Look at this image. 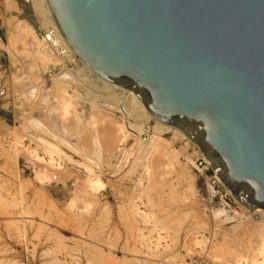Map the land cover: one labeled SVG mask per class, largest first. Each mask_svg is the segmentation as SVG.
Returning a JSON list of instances; mask_svg holds the SVG:
<instances>
[{
  "label": "rangeland",
  "instance_id": "374dc122",
  "mask_svg": "<svg viewBox=\"0 0 264 264\" xmlns=\"http://www.w3.org/2000/svg\"><path fill=\"white\" fill-rule=\"evenodd\" d=\"M44 13L32 0H0V39L7 47L0 48V264H252L255 256L264 260L255 250L262 237L254 232L252 212L222 181L214 183L217 176L200 148L188 143L180 130L155 121L136 104L122 113L110 99L92 98L88 91L93 89L108 98L112 91L79 61L41 60L14 52L9 43L21 27L33 29L36 39L45 41L41 52L53 51L45 40L49 26L40 19ZM27 68L37 71L32 72L37 79L20 91L16 79L23 78ZM66 72H73L76 81L61 89L57 79ZM28 89L35 94L28 96ZM65 95L73 103V118L64 116ZM96 112L103 129L108 115L115 123L143 128L144 137L156 136L175 159H166L160 151L158 157L155 152L148 155L142 142L129 135L123 143L116 137L118 145L107 164L92 146L95 136L89 126ZM80 122L84 129L78 133ZM45 144L57 145L61 158ZM96 178L104 184L99 190L90 186ZM218 191L228 195L227 203Z\"/></svg>",
  "mask_w": 264,
  "mask_h": 264
},
{
  "label": "water",
  "instance_id": "95a60500",
  "mask_svg": "<svg viewBox=\"0 0 264 264\" xmlns=\"http://www.w3.org/2000/svg\"><path fill=\"white\" fill-rule=\"evenodd\" d=\"M81 62L184 133L264 210V0H46Z\"/></svg>",
  "mask_w": 264,
  "mask_h": 264
},
{
  "label": "bare ground",
  "instance_id": "6f19581e",
  "mask_svg": "<svg viewBox=\"0 0 264 264\" xmlns=\"http://www.w3.org/2000/svg\"><path fill=\"white\" fill-rule=\"evenodd\" d=\"M32 2L36 5V6H38V5H42V7H43V9H44V11H45V13H44V15H41L40 14V19L42 20V22L43 23H45V24H47V27H48V32L46 33L47 34V36H46V38H45V40L46 41H48V40H50L51 41V44H52V47H50L51 49H53V53L50 51V50H48V51H46L45 50V53L44 52H41L42 50H44V43L43 42H45V41H41V42H39L36 38L37 37H35V33H34V30L33 29H31V28H28V27H26L25 29H23L22 27L21 28H19V30H21V32H19V36H17V37H15V38H13V39H11V43H9L10 44V47H12L13 49H14V52L16 51V52H20V55H21V53L22 54H24L25 56H28V54H30V55H34V56H37L39 59H48L49 61H50V59H51V61H52V59L53 60H55V61H62V59H72V60H76V61H79L80 63H81V65H82V67L84 68V70H86V71H88L90 74H92L93 76H95L100 82H102L103 84H105L109 89H110V91H112V93H111V96H110V98H108L107 96H104L103 97V95L101 96H98L96 93L97 92H99L98 90L96 91V90H92L91 92L90 91H88V90H86V91H88V94L89 95H91V97L92 98H94L95 97V100L96 99H99V98H101V99H105V101L107 100V99H110V101L111 102H113L114 104H115V106L118 108V110H120L122 113H125L126 111H130V109L129 108H131L130 106H132L133 104H136L138 107H140L144 112H146L151 118H153L155 121H157L149 112H148V110H147V108L142 104V102L139 100V98L137 97V95L133 92V91H131V90H127V89H125V88H122V87H120V86H118V85H114V84H110V83H107V82H105L104 80H102V79H100L99 77H97L93 72H91L82 62H81V60L76 56V54L74 53V51L72 50V48L70 47V45L68 44V42L66 41V39L64 38V36L62 35V33H61V31H60V29H59V27H58V25L56 24V22H55V20H54V18H53V16H52V13H51V11H50V9H49V7H48V5H47V2H46V0H32ZM8 3H10L9 4V7L10 8H14L15 7V5L14 4H12L13 3V1H12V3H11V1H9ZM43 3V4H42ZM15 9V8H14ZM39 20V19H38ZM46 20V21H45ZM18 24H19V22H18ZM18 26V25H17ZM20 26V25H19ZM17 28V29H18ZM28 28V29H27ZM18 31V30H17ZM11 34V33H10ZM18 34V33H17ZM8 44V43H7ZM0 48L1 49H4V48H7V47H5V45H3V43H1V39H0ZM43 48V49H42ZM9 50V49H8ZM55 52V53H54ZM12 53V52H11ZM47 53V54H46ZM48 55V56H47ZM47 56V57H46ZM27 58V57H26ZM29 59V58H28ZM44 62V61H43ZM42 62V63H43ZM46 62H48V61H46ZM45 62V63H46ZM57 63H60V62H56V64ZM63 63V62H62ZM64 66V65H63ZM27 70L28 71H25V74L24 75H22L23 76V78H20V76H19V78H18V76H17V78L18 79H16V83L18 84V86H20V91H22L21 89H22V87H24V90H25V88H28L29 86H32L33 85V83H34V81L37 79V73H35L34 75H33V73L32 72H37L36 70H32L31 68H27ZM38 70V69H37ZM11 73V72H10ZM3 72H0V76H2V77H4L3 75ZM62 77H60L59 79H57V84H59V85H57V86H62L61 87V89H64V87H68V86H65V83L67 84L68 83V85H70L69 83L71 82V81H76V76L73 74V72H66V73H64L63 75H61ZM54 79V78H53ZM3 81V80H2ZM1 81V82H2ZM14 81V80H13ZM36 82V81H35ZM80 82V81H79ZM15 83V82H14ZM60 83L62 84V85H60ZM35 84V83H34ZM37 84V83H36ZM55 85V86H56ZM72 85V84H71ZM83 90H85V88H84V83H83V85H80V84H78ZM15 87V86H14ZM107 87H106V89H107ZM70 88V87H69ZM55 89V88H54ZM58 89H59V87H58ZM89 90H91L90 88H88ZM12 90V89H11ZM19 90V89H18ZM17 90V91H18ZM23 90V91H24ZM19 91V92H20ZM32 91H34L33 89H32ZM109 91V90H108ZM18 92V93H19ZM27 92L29 93V89L27 90ZM26 92V93H27ZM60 93V91H57V93ZM62 92V91H61ZM66 92V91H65ZM65 92H64V94H65ZM70 92V91H69ZM73 92V91H72ZM22 93V92H21ZM20 93V94H21ZM27 93V94H28ZM100 93V92H99ZM108 93V92H107ZM32 94H35V92H31V94L29 93V95L28 96H30V95H32ZM62 94V93H61ZM66 94H67V92H66ZM75 94V93H74ZM55 95V94H54ZM68 95V94H67ZM67 95H65L66 97H65V99L63 100L64 102V104H65V109H66V113L64 114V116L66 115L67 116V114H70L69 116L71 117V118H73L74 116L72 115V109H71V107H72V102L70 101V98L68 99V97H67ZM105 95H106V93H105ZM58 96V95H57ZM64 96V95H63ZM59 97V96H58ZM70 97V96H69ZM75 97V96H74ZM97 97V98H96ZM34 98V97H33ZM63 98V97H62ZM13 99V98H12ZM60 98H58V100H59ZM73 99V98H72ZM71 99V100H72ZM36 100H38V99H36ZM57 100V101H58ZM100 100V99H99ZM33 102V101H32ZM107 102H108V100H107ZM60 104V103H59ZM58 104V105H59ZM94 104V103H93ZM92 104V105H93ZM135 105V106H136ZM75 106V105H74ZM133 108V107H132ZM138 110V109H137ZM74 111V110H73ZM62 112V111H61ZM65 112V111H64ZM63 112V113H64ZM143 112V113H144ZM46 113H48V112H46ZM130 112H128L127 114H129ZM49 114V113H48ZM74 114V113H73ZM99 114V113H98ZM97 114V112L95 113V114H93V115H98ZM126 114V115H127ZM32 115V114H31ZM47 115V114H46ZM78 115V114H77ZM107 115V114H106ZM50 116V115H49ZM69 116H68V118H69ZM79 116H81V114L79 115ZM102 116H104V115H102ZM128 116V115H127ZM62 117V116H61ZM82 117V116H81ZM96 117V116H95ZM95 117H93V119H92V122H91V124H90V130L93 132V136H95V137H93V140H92V146L93 147H95V151L97 152V153H99V155H100V157H102V158H104V159H106L107 160V164H109V161H110V158H111V153H113V151L117 148L116 147V144L118 143V141L117 140H119V143L121 142V143H123L125 140L124 139H126L129 135H134V136H136V138H137V140H140L139 142L141 143L142 142V144L145 146V151L144 152H146L148 155H150L151 153H154L155 152V154H156V156L158 157V155H157V153L156 152H161L162 154H163V156H165V158L166 159H170V160H172V159H175V157H176V154L174 153V152H169V151H167L166 149H165V147L162 145L161 146V144L159 143V140H158V138L156 137V136H153V137H149V138H146V137H144L145 135H144V133L145 132H143L142 131V129L143 128H141V129H136V128H134L133 126H130V125H128V123L126 124L125 122H122L123 124H121L120 122L119 123H115L114 122V120H116L115 118H111L109 115L107 116V118L109 119V120H106L105 122H106V124H107V127H106V125H105V129H103V126H102V121L103 120H98V117H99V115L97 116V119L95 118ZM68 118H67V121H68ZM102 118H106V117H101V119ZM138 118V117H137ZM111 119V120H110ZM113 119V120H112ZM33 120V119H32ZM73 120V119H72ZM75 120V119H74ZM139 121L140 120H142V119H138ZM122 121H124L123 119H122ZM143 121V120H142ZM141 121V122H142ZM25 122V121H24ZM66 122V121H65ZM69 122H71V119H70V121ZM69 122H66V123H68L69 124ZM73 122H76V121H72V124L70 125V126H72L74 123ZM126 122H128L127 120H126ZM157 122H159V121H157ZM37 123V122H36ZM40 123H42V122H39V124ZM125 123V124H124ZM139 123V122H138ZM145 123V122H144ZM159 123H161V122H159ZM113 124H114V126L115 127H113ZM162 125H164V126H166V127H171V128H173V130L175 131L176 130V132H180L179 130H177L176 128H174V127H172V126H170V125H166V124H163V123H161ZM30 125V124H29ZM45 125V124H44ZM44 125H43V127H44ZM67 125V124H66ZM75 125V124H74ZM74 125L72 126V127H74ZM77 125V128H79V130H78V133L79 132H82V129H84V127H83V124H82V122H80V124H76ZM139 125V124H138ZM137 125V126H138ZM38 126V125H37ZM140 126V125H139ZM138 126V127H139ZM142 126H143V124H142ZM3 127V126H2ZM34 127V126H33ZM45 127H47V126H45ZM69 127V126H68ZM67 127V128H68ZM23 128V127H22ZM58 128V127H57ZM63 128H66V127H63ZM1 129V128H0ZM33 129V128H32ZM37 129V128H36ZM39 129V128H38ZM59 129V128H58ZM68 129H70V127L68 128ZM114 129H115V131H114ZM2 130V129H1ZM10 130V129H9ZM48 129H44V130H42V131H47ZM53 129H51V131H52ZM60 130V129H59ZM114 131V133L115 134H113L112 132ZM49 131V135H50V130H48ZM69 131H71V130H69ZM69 131H67L68 133H69ZM44 132V133H45ZM15 133V132H14ZM19 133H20V131H19ZM53 133V132H52ZM181 133V136L183 137V138H185L187 141H188V143H191L192 141L184 134V133H182V132H180ZM45 134H47V133H45ZM55 134V133H54ZM21 135V134H20ZM25 135V134H24ZM48 135V134H47ZM57 135V134H56ZM61 135V134H60ZM68 135V134H67ZM51 136V135H50ZM71 136H72V134H71ZM70 136V137H71ZM147 136V135H146ZM27 137V136H26ZM34 137V136H33ZM61 137V136H60ZM76 137V136H75ZM116 137L118 138L117 140H116ZM55 138V137H54ZM53 138V139H54ZM59 138V137H58ZM73 138V137H72ZM78 138V137H77ZM142 138H144V141H142L143 139ZM35 139V138H34ZM124 141H123V140ZM160 139V138H159ZM57 140V139H56ZM77 140V139H76ZM127 140V139H126ZM129 140V139H128ZM137 140H135L134 139V141H137ZM38 141V140H37ZM58 141V140H57ZM65 141V140H64ZM123 141V142H122ZM165 141V140H164ZM36 142V141H35ZM47 142V141H46ZM56 142V141H55ZM59 142V141H58ZM117 142V143H116ZM162 142V141H161ZM8 143V142H7ZM39 143V142H38ZM61 143H65V142H63V141H61ZM67 143V142H66ZM70 143V142H69ZM138 143V142H137ZM58 144V143H57ZM59 144H60V142H59ZM77 144V143H76ZM165 144V143H164ZM64 145V144H63ZM67 145H68V143H67ZM70 145H71V143H70ZM118 145V144H117ZM140 144H138V146H139ZM169 145V144H168ZM37 146H38V144H37ZM46 146V147H45ZM73 146V145H72ZM77 146V145H76ZM137 146V147H138ZM142 146V145H141ZM44 147L46 148V150L48 151V152H51V153H55V155L57 156L58 154L57 153H59L60 154V149H58V146L56 145V146H54V145H52V144H45L44 145ZM116 147V148H115ZM69 148V147H68ZM73 147H71V149H72ZM87 148V147H86ZM86 148H82V149H86ZM91 147H89L88 149H90ZM140 148V147H139ZM26 149V148H25ZM74 149V148H73ZM114 149V150H113ZM141 149V148H140ZM143 149V148H142ZM75 150V149H74ZM73 150V151H74ZM87 150V149H86ZM17 151V150H16ZM77 151V150H76ZM126 151V150H125ZM139 151H141V150H139ZM22 152V151H21ZM21 152H19V153H21ZM78 152H79V150H78ZM82 152V151H81ZM80 152V153H81ZM127 152V151H126ZM63 153V152H62ZM62 153H61V156H62ZM123 153H125V152H123ZM133 153V152H132ZM132 153H131V155H132ZM143 153V152H142ZM126 154V153H125ZM134 154V153H133ZM146 154V155H147ZM201 154H202V152H201ZM51 155V154H50ZM64 155V154H63ZM140 155V154H139ZM138 155V156H139ZM142 155V154H141ZM140 155V156H141ZM143 155H145V154H143ZM17 156V155H16ZM59 156V158H61L60 157V155H58ZM118 156V155H117ZM129 156V155H128ZM155 156V157H156ZM203 156V155H202ZM99 157V158H100ZM137 157V156H136ZM142 157V156H141ZM143 157H145V156H143ZM156 157V158H157ZM178 157V156H177ZM66 158H67V155H66ZM70 158V157H69ZM102 158H100V159H102ZM127 158V157H126ZM104 159H102V160H104ZM128 159V158H127ZM142 160H145V159H143V158H141ZM147 162L149 161V165H150V158H149V156H147ZM155 159V158H154ZM69 160V159H68ZM140 160V159H139ZM142 160H140V161H142ZM162 160V159H161ZM92 161V160H91ZM94 161V160H93ZM122 161V160H121ZM154 161V160H153ZM179 161V160H178ZM52 162V161H51ZM90 162V161H89ZM133 162V161H132ZM131 162V163H132ZM155 162V161H154ZM154 162H153V164H154ZM157 162V161H156ZM156 162H155V164H154V166L156 165ZM102 163V162H101ZM135 163L137 164V162L135 161ZM135 163H134V165H135ZM139 163H141V162H139ZM161 164V162L159 161L157 164ZM175 163V162H174ZM173 163V164H174ZM208 163V162H207ZM41 164V163H40ZM44 164V163H43ZM93 164V163H92ZM120 164V163H119ZM142 164V163H141ZM153 164H152V167H153ZM209 164V163H208ZM96 165H97V162H96ZM139 165V164H138ZM137 165V166H138ZM92 166V165H91ZM117 166V165H116ZM141 166V165H140ZM173 166V165H172ZM210 166V165H209ZM135 167H136V165H135ZM143 167V166H142ZM160 167V166H159ZM117 168V167H116ZM131 168V167H130ZM129 168V169H130ZM138 168V167H137ZM88 169V168H87ZM146 169V168H145ZM89 170H91V169H89ZM93 170V169H92ZM92 170L90 171L91 173H93L92 172ZM135 170V169H134ZM147 170V169H146ZM117 171H118V169H117ZM119 172V171H118ZM45 173H46V171H45ZM43 174V173H42ZM51 174V173H50ZM84 174V173H83ZM54 175V174H53ZM61 175V174H60ZM63 175V174H62ZM156 175V174H155ZM48 176V175H47ZM50 176V175H49ZM87 177H88V175H86ZM92 176H93V174H92ZM65 177H67L68 178V176H65ZM94 177V176H93ZM92 177V178H93ZM86 178V177H85ZM217 178L219 179V177L217 176ZM57 178L56 177H54V180H56ZM95 179V178H94ZM97 179V178H96ZM42 180V179H41ZM220 180V179H219ZM156 181V180H155ZM221 181V180H220ZM89 182H92V181H89ZM91 184H92V186H93V188H95V189H97V190H99V189H101V188H103V186H104V184H103V182H101L100 180H95V181H93L92 183H90V186H91ZM91 186V187H92ZM229 190V189H228ZM230 191V190H229ZM231 192V191H230ZM232 193V192H231ZM244 209V208H243ZM246 209V208H245ZM247 210V209H246ZM248 211V210H247ZM245 212V211H244ZM221 213H223V212H221ZM226 214H228V213H226ZM251 215H252V218H253V220H255V222H256V225L254 226V228L256 229V230H254V232H256V233H259L260 235H261V237H262V239L261 240H256L257 241V243H259L260 241V244H259V246H257L256 245V248H255V250H256V252H258L259 253V255H261V256H263L264 255V210H262V209H257V210H255L254 212H252V213H250ZM222 215V214H221ZM220 215V216H221ZM234 215V214H233ZM239 215V214H238ZM237 215V216H238ZM241 215L243 216L244 214H240V216H238L239 218L241 217ZM225 216V215H224ZM225 218V217H224ZM223 218V219H224ZM235 218V217H234ZM251 218V219H252ZM245 219H246V217H245ZM219 221V220H218ZM217 221V222H218ZM224 221V220H223ZM246 221V220H245ZM222 222V221H221ZM245 223V222H244ZM221 224V223H220ZM240 226H241V223H240ZM245 227V226H244ZM244 227H243V229H244ZM235 229V228H234ZM248 229H250V228H248ZM245 230V229H244ZM241 231H242V229H241ZM248 232V231H247ZM250 235V234H249ZM214 238V237H213ZM258 238V237H257ZM96 239V238H95ZM249 239V238H248ZM158 240V239H157ZM255 241V242H256ZM242 242V241H241ZM213 246V245H212ZM238 250V249H237ZM243 256V255H242ZM96 257V256H95ZM105 257H106V255H105ZM244 257V256H243ZM256 257V256H255ZM250 258L251 259V263L252 264H264V260H260L259 259V257L260 256H258V258ZM102 258V257H101ZM241 258V257H240ZM245 258V257H244ZM244 258H241V259H244ZM131 262V261H130ZM112 263V262H111ZM240 263V262H239ZM247 263H248V261H247ZM241 264H245V262H243V263H241ZM249 264V263H248Z\"/></svg>",
  "mask_w": 264,
  "mask_h": 264
},
{
  "label": "built area",
  "instance_id": "2783aa9c",
  "mask_svg": "<svg viewBox=\"0 0 264 264\" xmlns=\"http://www.w3.org/2000/svg\"><path fill=\"white\" fill-rule=\"evenodd\" d=\"M46 36H47V34H46ZM45 38H46V37H45ZM47 42H48V43L51 45V47H52L51 41L48 40ZM204 162H205V161H204ZM201 165H203V163H201ZM44 170L46 171V169H44ZM216 178H217V177H216ZM218 180H219V179L217 178L216 181H215L214 183L216 184L217 182L220 181V180H219V181H218ZM53 182L55 183L56 181L54 180ZM220 182H221V181H220ZM220 182H219V183H220ZM220 184H221V183H220ZM222 184H223V183H222ZM222 184H221V185H222ZM218 188H220L219 184H218ZM226 190H227V189H226ZM227 191L229 192V190H227ZM217 194H218L219 196H221V198L223 199L224 202H226V199H227L228 195H227L226 197H224L220 191H218ZM226 203H227V202H226Z\"/></svg>",
  "mask_w": 264,
  "mask_h": 264
},
{
  "label": "crops",
  "instance_id": "0c3cea01",
  "mask_svg": "<svg viewBox=\"0 0 264 264\" xmlns=\"http://www.w3.org/2000/svg\"><path fill=\"white\" fill-rule=\"evenodd\" d=\"M1 43H2V41H1Z\"/></svg>",
  "mask_w": 264,
  "mask_h": 264
}]
</instances>
